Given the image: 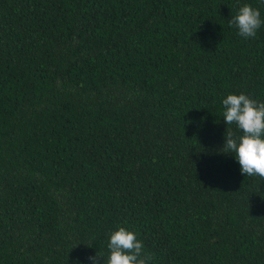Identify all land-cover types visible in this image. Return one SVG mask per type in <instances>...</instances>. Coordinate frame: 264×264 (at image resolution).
Returning a JSON list of instances; mask_svg holds the SVG:
<instances>
[{"label":"trees","instance_id":"16d2710c","mask_svg":"<svg viewBox=\"0 0 264 264\" xmlns=\"http://www.w3.org/2000/svg\"><path fill=\"white\" fill-rule=\"evenodd\" d=\"M264 0H0V264H264V180L220 151L264 103ZM101 264L103 258L101 257Z\"/></svg>","mask_w":264,"mask_h":264},{"label":"clouds","instance_id":"9594fccd","mask_svg":"<svg viewBox=\"0 0 264 264\" xmlns=\"http://www.w3.org/2000/svg\"><path fill=\"white\" fill-rule=\"evenodd\" d=\"M262 23L260 10L250 3L240 6L229 20V25L237 28V34L245 39L256 38ZM222 104L224 122L242 130V135L236 137L227 130L226 141L220 151L235 155L242 174L264 180V103L240 93L229 94ZM107 247L109 253L106 260L98 252L89 258L92 264H101V257L103 264H150L154 259L143 252V242L137 239L136 233L125 227L111 233Z\"/></svg>","mask_w":264,"mask_h":264}]
</instances>
